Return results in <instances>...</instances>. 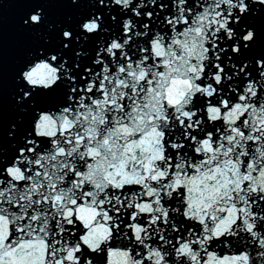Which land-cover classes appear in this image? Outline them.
Wrapping results in <instances>:
<instances>
[{
	"label": "snow or ice",
	"instance_id": "snow-or-ice-1",
	"mask_svg": "<svg viewBox=\"0 0 264 264\" xmlns=\"http://www.w3.org/2000/svg\"><path fill=\"white\" fill-rule=\"evenodd\" d=\"M87 2L0 126V264H264V0Z\"/></svg>",
	"mask_w": 264,
	"mask_h": 264
},
{
	"label": "water",
	"instance_id": "water-1",
	"mask_svg": "<svg viewBox=\"0 0 264 264\" xmlns=\"http://www.w3.org/2000/svg\"><path fill=\"white\" fill-rule=\"evenodd\" d=\"M90 7L91 5L88 4L87 0H79V2L76 4L73 3V0L67 1L48 50H55L60 47V33L62 29L75 28L80 19L83 16L87 15ZM248 23H250L257 31L256 44L253 49L250 50L248 55H257L261 52H264V17L257 15L251 18ZM86 47L91 50L93 45L91 44V42H89ZM66 55L71 57V50H68ZM58 99V96H39L36 97V103L41 106H50L57 103ZM28 120L29 115L26 114L19 136L28 126Z\"/></svg>",
	"mask_w": 264,
	"mask_h": 264
}]
</instances>
